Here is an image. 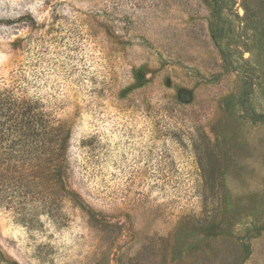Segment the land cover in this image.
<instances>
[{
    "label": "rangeland",
    "instance_id": "rangeland-1",
    "mask_svg": "<svg viewBox=\"0 0 264 264\" xmlns=\"http://www.w3.org/2000/svg\"><path fill=\"white\" fill-rule=\"evenodd\" d=\"M8 88L67 137L0 141V264H264V0H0Z\"/></svg>",
    "mask_w": 264,
    "mask_h": 264
},
{
    "label": "trees",
    "instance_id": "trees-1",
    "mask_svg": "<svg viewBox=\"0 0 264 264\" xmlns=\"http://www.w3.org/2000/svg\"><path fill=\"white\" fill-rule=\"evenodd\" d=\"M66 133L64 125L44 113L37 100L9 88L0 91V141L9 143L16 165L22 163L29 170L41 168L50 173L60 149L49 146L63 141ZM48 148L50 153L53 150L50 161L45 159Z\"/></svg>",
    "mask_w": 264,
    "mask_h": 264
}]
</instances>
